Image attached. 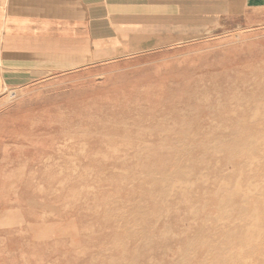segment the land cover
Returning <instances> with one entry per match:
<instances>
[{
    "label": "rangeland",
    "instance_id": "1",
    "mask_svg": "<svg viewBox=\"0 0 264 264\" xmlns=\"http://www.w3.org/2000/svg\"><path fill=\"white\" fill-rule=\"evenodd\" d=\"M220 26L7 91L0 264H264V21Z\"/></svg>",
    "mask_w": 264,
    "mask_h": 264
},
{
    "label": "crops",
    "instance_id": "2",
    "mask_svg": "<svg viewBox=\"0 0 264 264\" xmlns=\"http://www.w3.org/2000/svg\"><path fill=\"white\" fill-rule=\"evenodd\" d=\"M249 17L264 21V0H0V102L41 75L115 62Z\"/></svg>",
    "mask_w": 264,
    "mask_h": 264
},
{
    "label": "bare ground",
    "instance_id": "3",
    "mask_svg": "<svg viewBox=\"0 0 264 264\" xmlns=\"http://www.w3.org/2000/svg\"><path fill=\"white\" fill-rule=\"evenodd\" d=\"M224 212V211H223Z\"/></svg>",
    "mask_w": 264,
    "mask_h": 264
}]
</instances>
